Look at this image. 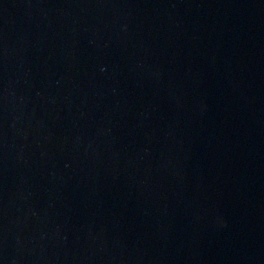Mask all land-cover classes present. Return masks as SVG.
I'll return each mask as SVG.
<instances>
[{
  "label": "water",
  "instance_id": "water-1",
  "mask_svg": "<svg viewBox=\"0 0 264 264\" xmlns=\"http://www.w3.org/2000/svg\"><path fill=\"white\" fill-rule=\"evenodd\" d=\"M0 264H264V0H0Z\"/></svg>",
  "mask_w": 264,
  "mask_h": 264
}]
</instances>
